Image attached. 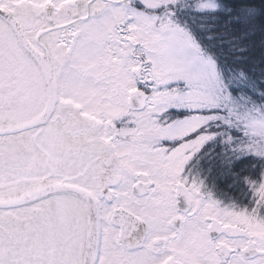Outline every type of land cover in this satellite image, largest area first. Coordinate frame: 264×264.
Instances as JSON below:
<instances>
[{
    "label": "snow or ice",
    "instance_id": "snow-or-ice-1",
    "mask_svg": "<svg viewBox=\"0 0 264 264\" xmlns=\"http://www.w3.org/2000/svg\"><path fill=\"white\" fill-rule=\"evenodd\" d=\"M0 264H264V0H0Z\"/></svg>",
    "mask_w": 264,
    "mask_h": 264
}]
</instances>
